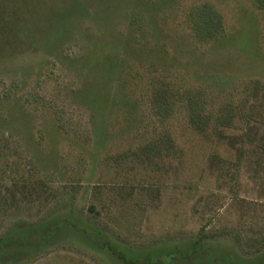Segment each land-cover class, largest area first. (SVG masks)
Returning a JSON list of instances; mask_svg holds the SVG:
<instances>
[{
    "label": "rangeland",
    "instance_id": "obj_1",
    "mask_svg": "<svg viewBox=\"0 0 264 264\" xmlns=\"http://www.w3.org/2000/svg\"><path fill=\"white\" fill-rule=\"evenodd\" d=\"M204 1L216 42L194 35ZM263 32L255 0H0V264H132L110 245L133 264H210L176 253L200 228L215 264H259L233 235L264 237V153L221 145L228 164L209 170L187 97L210 113L264 83ZM161 134L176 148L144 156Z\"/></svg>",
    "mask_w": 264,
    "mask_h": 264
},
{
    "label": "trees",
    "instance_id": "obj_2",
    "mask_svg": "<svg viewBox=\"0 0 264 264\" xmlns=\"http://www.w3.org/2000/svg\"><path fill=\"white\" fill-rule=\"evenodd\" d=\"M257 7L264 13V0H255ZM190 16L193 21L194 35L203 42H216L225 36V29L221 14L215 6L207 1L195 6ZM264 33V32H263ZM202 92H197L196 95L188 96L187 113L188 125L192 131L208 137L209 152L205 160L206 167L211 170L215 165H220L218 168L224 170L228 164L225 158H222L217 149L224 145L229 152L233 151L236 154V159L240 160L247 152L264 153V83L258 79H253L246 85L243 96L239 100H227L214 112H205L202 108ZM157 104L156 108L166 109L169 105V97L167 90L156 91ZM176 148L175 143L170 135L161 134L159 138L141 146V153L150 158L154 153L165 155L167 152ZM259 149V150H258ZM259 151V152H258ZM261 168L264 167V160L259 159L256 162ZM207 236V232L203 228L199 230V238L192 242L186 249L187 254L176 253L182 259L192 260L196 262L198 258L204 256L210 264H215L216 259L209 256L208 252L203 248L202 239ZM236 243L246 253L256 254V259L259 264H264V237L257 239L248 238L251 242L250 248H245L244 238L239 232L233 235ZM109 246V245H108ZM110 250L118 257L126 261V263H135L134 258H125L126 256L117 252L111 245ZM172 253L170 255L171 258ZM234 252H225L219 256V261H226L229 264H234ZM169 257V258H170ZM147 264H159L163 260L150 262L149 256H146ZM163 261L167 264L169 261Z\"/></svg>",
    "mask_w": 264,
    "mask_h": 264
}]
</instances>
